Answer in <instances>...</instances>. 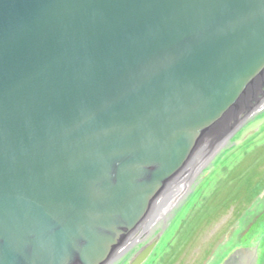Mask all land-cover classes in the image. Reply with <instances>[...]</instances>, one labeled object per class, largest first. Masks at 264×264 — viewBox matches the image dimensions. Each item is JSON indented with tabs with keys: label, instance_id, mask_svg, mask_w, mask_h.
<instances>
[{
	"label": "water",
	"instance_id": "95a60500",
	"mask_svg": "<svg viewBox=\"0 0 264 264\" xmlns=\"http://www.w3.org/2000/svg\"><path fill=\"white\" fill-rule=\"evenodd\" d=\"M262 119L264 0H0V264H118L209 166L129 264L145 263Z\"/></svg>",
	"mask_w": 264,
	"mask_h": 264
},
{
	"label": "rangeland",
	"instance_id": "374dc122",
	"mask_svg": "<svg viewBox=\"0 0 264 264\" xmlns=\"http://www.w3.org/2000/svg\"><path fill=\"white\" fill-rule=\"evenodd\" d=\"M240 162L242 172L252 180L254 196L250 203L241 199L235 206L230 198L237 191H232L235 181L233 176L227 177ZM208 167L193 173L196 176L184 195ZM218 187L219 201L216 197L209 200ZM210 213L213 216L207 215ZM257 239L264 263V119L244 132L236 149L224 152L217 171L181 209L143 264H224L234 254L254 246Z\"/></svg>",
	"mask_w": 264,
	"mask_h": 264
},
{
	"label": "bare ground",
	"instance_id": "6f19581e",
	"mask_svg": "<svg viewBox=\"0 0 264 264\" xmlns=\"http://www.w3.org/2000/svg\"><path fill=\"white\" fill-rule=\"evenodd\" d=\"M198 172V171H197ZM196 175L191 174L186 177L176 189L167 190L164 195L157 201L153 210L144 218L143 223L137 230L134 238L132 239L129 246L124 250L118 264L127 262L130 263L134 256L138 252L140 246L145 240L151 236H154L155 231L160 228L176 202L184 195L189 182Z\"/></svg>",
	"mask_w": 264,
	"mask_h": 264
},
{
	"label": "trees",
	"instance_id": "16d2710c",
	"mask_svg": "<svg viewBox=\"0 0 264 264\" xmlns=\"http://www.w3.org/2000/svg\"><path fill=\"white\" fill-rule=\"evenodd\" d=\"M249 156V155H248ZM247 160V159H246ZM244 167L242 166V163L240 162L236 167H234L233 169H232V171L228 174V177H227V179H229L231 176H233L232 178L234 179L233 181H235V184L233 185V189H232V191H234V190H237V191H235V192H233L234 194H232V195H234V196H231L230 198H231V200H233L234 199V202H233V204L235 205V206H238L239 204H240V200L241 199H243L245 202H248V203H250L251 201H252V199H253V192H254V190H253V188H252V186H251V184H252V180H251V178L250 177H248L247 175H246V173H243L242 172V169H243ZM242 172V173H241ZM240 185L241 186H243V188L242 189H240ZM250 186V187H249ZM219 188L220 187H218V189L216 190H214V192L212 193V196H211V198L209 199V200H213L217 195H218V193H219ZM221 191L222 192H224V189H223V187H222V189H221ZM245 193H247V195H250V198L245 194ZM243 194V195H242ZM220 196H218V197H216V200H217V202L219 201V198ZM222 199V198H221ZM230 206V205H229ZM235 206H234V208H235ZM228 207V206H227ZM223 208V207H222ZM238 208V207H237ZM239 210V209H238ZM237 210V211H238ZM207 215H212L211 213L210 214H207ZM213 216V215H212Z\"/></svg>",
	"mask_w": 264,
	"mask_h": 264
},
{
	"label": "flooded vegetation",
	"instance_id": "af4514ba",
	"mask_svg": "<svg viewBox=\"0 0 264 264\" xmlns=\"http://www.w3.org/2000/svg\"><path fill=\"white\" fill-rule=\"evenodd\" d=\"M253 252L254 251H256L257 252V259H256V261H257V263L256 264H261V260H260V258H261V252H260V246L259 245H257V247H255L253 250H252ZM251 250H249V251H247V253L248 252H252ZM264 264V263H263Z\"/></svg>",
	"mask_w": 264,
	"mask_h": 264
}]
</instances>
